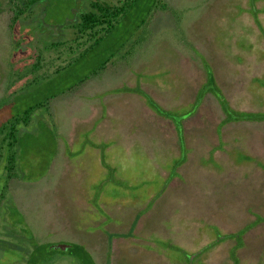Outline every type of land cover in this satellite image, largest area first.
Segmentation results:
<instances>
[{"label": "rangeland", "instance_id": "374dc122", "mask_svg": "<svg viewBox=\"0 0 264 264\" xmlns=\"http://www.w3.org/2000/svg\"><path fill=\"white\" fill-rule=\"evenodd\" d=\"M75 1L40 2L32 18L40 32H33L30 41L14 37L22 47L27 42L25 58L49 38L45 28L55 29L69 9L79 8ZM167 1L171 11L154 10L150 22L132 34L125 30L147 8L134 11L117 34L84 56L63 54L55 60L54 52L44 51L43 68L25 70L18 78L9 76L18 70V47L9 34V7L1 0L0 105L49 97L58 132L55 152L45 138L33 142L32 164L21 170L28 178L14 179L7 194L35 240L80 242L96 264H210L216 260L212 251L224 241L197 258L195 251L215 240L218 229L243 227L241 264H255L257 256H264V219L254 221L257 214L264 216V119L225 121L217 98L205 93L181 120L185 146L180 148H186L187 159L168 179L179 144L174 122L126 87L139 86L159 104L183 112L206 78L205 58L229 99L246 103L250 93H257L264 100V0ZM144 27L147 39L134 43ZM253 102L238 106L264 109V101ZM237 130L247 131L245 150L236 146L223 152L219 143ZM146 204L149 208L136 216ZM0 241L18 249L15 260L32 246L10 230L1 213Z\"/></svg>", "mask_w": 264, "mask_h": 264}, {"label": "trees", "instance_id": "16d2710c", "mask_svg": "<svg viewBox=\"0 0 264 264\" xmlns=\"http://www.w3.org/2000/svg\"><path fill=\"white\" fill-rule=\"evenodd\" d=\"M41 1L43 0H4L5 5L9 7L10 11L8 19L9 34L13 38V42L15 41V44H17V57H19L18 70L16 72L14 70L9 71V76L11 75V77H24L26 75L23 73L25 70L30 72L43 68L46 64L44 51L54 52L56 55L54 58L55 60H59L63 54L65 57L68 56L71 59L84 56L87 54V51L93 49V47L99 44L104 38L117 34L121 29V25H126V21L134 15V11L136 10H140V13H142V11L147 8L146 13L141 14V16L138 14L135 16L136 24H133L125 30L130 32V34L135 32L142 24L147 25V21L150 22L151 20L148 16L152 15L154 10L171 11L172 8L167 0H147L146 2H144V0H76L75 2H79L80 4L79 8L74 7L69 9L68 18L61 23L55 24V29L50 27L45 28L47 33L48 31L50 32L49 38H47L44 43H41L42 46L37 45L36 48L32 50L33 56L31 55L25 58L24 54H26L29 48L27 42H24L22 47L20 44L23 41L19 42V40L30 41L33 38V32L37 34L40 32V27L38 23L33 20V17L37 16V13L41 10V8L38 7ZM146 3H149V5L146 6ZM1 8L2 3L0 0V9ZM16 34L18 36H15ZM148 34L149 29L144 27V35L138 36L133 42L141 43L145 41ZM14 37H19L20 39L16 40ZM227 45L230 47L233 44L229 42ZM128 51L131 53L130 50ZM111 55L105 57L101 63V68L106 65V61L109 60ZM203 65L206 78L197 88L190 106L180 113L177 112L176 109H171L159 104L147 91L139 86L126 87L129 90L139 92L151 108L157 113L172 119L174 122L179 136V144L178 152H176L175 157L171 161L172 171L168 179L177 174L178 167L186 162L187 159L186 148H184V150L180 148L182 144L184 145L181 120L195 111L205 93L210 91L217 98L224 112L225 121L264 119V109L260 106H256L255 108L238 106V104L254 105V100L257 105H260V102L262 103L264 100L257 97V93H250L252 94V98H250L253 101H246V103L236 102L238 99L236 97L229 99L216 80L211 64L205 58H203ZM51 70H49V72ZM58 70L59 69H55L54 72ZM255 98H257V100ZM49 100L48 97L44 102L34 101L28 103L23 101L20 103L18 102L20 100L17 99L0 105V177L2 176L3 178L0 184V208L2 206L3 209L0 213L8 222L12 232L29 239L32 243V246L26 252V256H23V260L20 259V261L19 259H13L15 257L14 252L18 249L13 245V247L5 246L3 244L5 242L0 241V264H96L91 252L80 242H40L35 240L31 228L24 220L22 211L18 208L14 198L7 194V190L11 187V183L14 179L28 178V175L24 176L25 174H22L21 170H25V168H28V166L32 164V162H29V158L33 142H38V138H45L53 144L54 152L57 148L56 146H58V132L56 134L53 129L54 121H52L53 119L51 118L52 112L49 108ZM42 109L45 113H43ZM247 137L246 130L232 131L229 132V135L219 144H222L223 152L227 149H234L236 146L238 149L244 151ZM85 140L88 141L89 139L86 138ZM90 142L93 146L100 147L101 149L106 147L105 142H93L92 140ZM226 152H228L227 154L230 153V151ZM37 153H41V148ZM101 157L103 162L102 154ZM252 158L257 159L258 157H251V159ZM260 158H262L261 161L264 162V156ZM149 205L150 204H146L140 209L136 216L148 209ZM262 219H264V216L257 214L254 221L257 223ZM246 229L247 227H243L235 231H226L225 233L220 232L218 229L215 240H211L204 244L201 251H195V258L199 256L200 252L207 250L218 242L222 243L224 241L223 244L219 245L217 250L212 251L216 258L215 262L213 260V262L209 261V263L225 264V262H227L241 264L239 249L245 246L243 232H245ZM226 241H228L229 244H227ZM61 242L65 243L66 246H60L59 243ZM54 250H57V252H54ZM255 264H264V256H257Z\"/></svg>", "mask_w": 264, "mask_h": 264}, {"label": "water", "instance_id": "95a60500", "mask_svg": "<svg viewBox=\"0 0 264 264\" xmlns=\"http://www.w3.org/2000/svg\"><path fill=\"white\" fill-rule=\"evenodd\" d=\"M59 245L62 246V247H65L66 246V244L65 243H62V242L59 243Z\"/></svg>", "mask_w": 264, "mask_h": 264}]
</instances>
